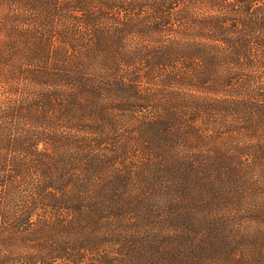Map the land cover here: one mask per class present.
Here are the masks:
<instances>
[{
	"label": "trees",
	"instance_id": "trees-1",
	"mask_svg": "<svg viewBox=\"0 0 264 264\" xmlns=\"http://www.w3.org/2000/svg\"><path fill=\"white\" fill-rule=\"evenodd\" d=\"M261 196L264 0H0V264H211Z\"/></svg>",
	"mask_w": 264,
	"mask_h": 264
},
{
	"label": "rangeland",
	"instance_id": "rangeland-1",
	"mask_svg": "<svg viewBox=\"0 0 264 264\" xmlns=\"http://www.w3.org/2000/svg\"><path fill=\"white\" fill-rule=\"evenodd\" d=\"M254 204L251 212L246 205L230 210L234 220L225 230L220 251L204 260H211V264H254L256 260H263L264 196L257 197ZM252 211H259L261 215L257 218ZM94 260V264H120V259L107 255Z\"/></svg>",
	"mask_w": 264,
	"mask_h": 264
}]
</instances>
